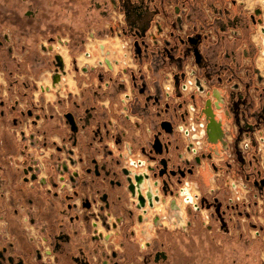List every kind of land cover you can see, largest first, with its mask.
Returning a JSON list of instances; mask_svg holds the SVG:
<instances>
[{"label":"flooded vegetation","instance_id":"obj_1","mask_svg":"<svg viewBox=\"0 0 264 264\" xmlns=\"http://www.w3.org/2000/svg\"><path fill=\"white\" fill-rule=\"evenodd\" d=\"M260 15L259 7L247 10L244 0H0V25L8 27L0 37V45L4 42L11 44L18 32L27 38L45 35L43 38L48 44L43 42L41 47L53 52L45 63L52 67V81L54 75L58 78L53 85L56 88L62 87V78L69 72L66 60L55 49V42L63 43L68 56L72 57V71H76L72 79L77 81L74 82V90H69L65 98H59V93L55 92V102L51 105V116L56 118L54 129L60 132L61 143L47 140L41 125L42 118L47 117V112L42 114L44 106L39 107L35 103V110L31 107L25 110L12 104L7 108L0 98V119H9L12 115L15 133L13 129L11 131L18 145L13 158L15 162L9 161L8 167L0 163V213L5 217V225L0 229V264H64L60 251L71 255V263L68 264H142L146 259L149 262L147 250L151 243L141 247L139 230L134 228L136 223L144 220L143 208L136 207L138 199L131 194L128 199L123 198L117 183L122 182L123 168L132 174L136 169L137 173L145 171L149 164L158 172L162 168L159 164L162 157L171 158L168 170H174L176 174L154 177L153 171H149L150 178L144 181L141 189L142 192L153 191L154 187L158 189V195L166 198L164 216L167 218L169 210L173 212V217L176 216L169 204L173 199L179 202V187L185 180L194 182L189 178L196 174L199 167L204 165L206 170L209 164L217 171L224 169L223 175L228 172L227 176L232 170H238L249 189L264 204V145L259 146V139L264 144V63L260 65L257 61L258 55L264 53V19ZM261 23L262 44L253 38L255 27ZM108 37L129 41V60L124 66L113 65L106 56L101 58L100 51L106 47L102 41ZM93 39L99 41L95 44L100 50L98 53H92L87 48L88 42ZM135 42L141 47V52H135ZM155 42L171 49L164 53L163 61H152L150 51L156 46ZM80 46L86 57L94 58L93 63L81 65L82 72L87 74L82 78L78 77L80 67L75 55ZM175 46L180 49V54L174 52ZM195 47L201 55L199 61L192 51ZM189 49L191 52L187 53ZM57 55L61 59H57ZM188 69L196 85L189 91H183L181 85ZM0 71L3 72L1 65ZM176 73L183 74L178 87L175 84ZM167 80H172L174 86L169 93L164 88ZM43 87V91L51 90ZM208 99L222 131L216 140L208 138L210 119L204 112ZM109 112L125 117L135 130L140 131L146 153L131 150L127 154L119 148V121L106 118L105 114ZM67 113L73 116L76 132L65 117ZM26 114L28 118L23 122L22 117ZM190 117L196 122H205L206 137L203 150L188 158L186 154L190 151L179 127L188 124ZM162 121L172 123L173 135L162 128ZM226 122L230 123L228 129L225 128ZM4 125H0V136ZM154 127L161 131L159 137L162 143H168V153L159 155L149 152L146 141L154 140L157 132ZM229 133L232 142L227 140ZM37 146L48 152L42 179L40 168L34 167L31 162L32 151ZM137 155L142 161L138 167L136 164L140 160H134ZM67 157L78 167L77 177L73 180L72 190H59L57 167L62 165L64 168L66 165L68 169ZM215 157L220 161H216ZM221 161L227 166L221 167ZM174 164L180 165L181 169H192V172L186 171L181 176ZM49 166L56 172L55 190L48 180ZM17 170L20 189L15 191L55 196L56 200L65 203L68 219L52 220L44 225L36 216L35 206L14 194L12 184ZM33 173L36 174L35 179L32 178ZM197 177L203 176L199 174ZM163 179L169 187L165 196ZM155 181L159 184L155 185ZM117 193L125 206L126 213L122 215L115 213L118 209L116 202L119 203L115 200ZM221 193L219 188L211 202L220 206V214L226 217L229 209L235 211L242 202L224 204L223 198L228 196V192L223 197ZM253 197L251 192V208L245 209L246 214L239 215V218L246 217L245 222L248 223L255 217L264 216V207L261 213H255L252 204L258 208L259 203ZM126 203L131 206L126 207ZM198 207L200 210L199 203ZM96 208L98 215L94 211ZM191 208L185 207L189 216ZM6 209L17 219L19 229L33 250L32 254L26 253L12 234ZM181 209L178 211L183 224H179L178 220L175 226L188 224L185 222L186 212ZM106 211L116 217L113 222L116 228L112 225L115 233L103 240L101 235L93 234L94 229L106 224ZM16 214L21 218H17ZM26 214L30 219L24 220ZM125 224L128 226L123 241L120 229ZM253 224V228L264 231V224L260 221ZM42 234L47 237L49 256L42 252ZM126 240L137 246V253H127Z\"/></svg>","mask_w":264,"mask_h":264},{"label":"rangeland","instance_id":"obj_2","mask_svg":"<svg viewBox=\"0 0 264 264\" xmlns=\"http://www.w3.org/2000/svg\"><path fill=\"white\" fill-rule=\"evenodd\" d=\"M251 2L250 0H244V5L246 6L247 10L249 11H253L254 9H256L257 7H259L261 9V18H263V7H264V3L262 1L260 2H256L254 5H250ZM261 25H258L257 27H255L256 31L254 32L253 35H255V38L257 39V42L262 44L261 42V36H262V32H261ZM8 27L1 26L0 25V37H2V35L4 34V32L7 30ZM259 35V36H258ZM261 35V36H260ZM45 35H40L38 38H27L22 32H18L12 39L13 42L11 44L5 43L4 45H0V65L2 66V71H0V98L3 99L5 101V104H7V108H9L12 104H14L16 107L19 108H24L25 110L29 107L34 108L35 110V106L34 104L36 103L37 105L40 106H46L45 107V111L42 112V114H44V112L49 113L52 111L51 109V105L55 102V97H56V93H59V98H65L68 96V91L73 89L74 87V81L72 79V72L71 70L73 69L72 64H70V58L68 56V60L66 59V65L69 70L68 74L63 76L62 78V87H53L52 84V67H50V65L48 66L45 61L48 60L49 58L52 57L53 52L52 51H48V50H44L42 49L41 45L44 42L46 45L48 44V42L43 38ZM260 39V40H259ZM3 40V39H2ZM99 41L98 40H91L90 42H88L87 44V48L88 50H92V53H98L100 50L97 49L95 47V44H97ZM120 39L118 37H115V39H112L110 37L104 39L102 41V43L106 44V48H114L116 45H119ZM59 45L58 42H55V46ZM91 45V46H89ZM5 46V47H4ZM58 47H63V46H58ZM65 47V46H64ZM81 46L76 50L75 55L77 57V61L79 65H84L87 62L93 63L94 62V58L93 57H86L85 53L83 51H81ZM83 53V58L82 60L79 59V55ZM106 55L103 51H100V56L101 58ZM111 57V56H110ZM258 63L260 65L263 64L262 61V57L259 54L258 55ZM69 63V64H68ZM68 78H70L68 80ZM48 87L51 90H46L42 93L40 91L41 87ZM43 87V89H44ZM74 90V89H73ZM37 99V100H36ZM37 107V108H39ZM48 109V110H47ZM9 114L11 115V113L9 112ZM12 116V115H11ZM10 118H5V119H0V125H3V123L5 124V127H9L11 129L14 130L13 127V123H12V119ZM27 114L24 115L22 117L23 122L25 120H27ZM90 120V119H89ZM50 120H48L44 125H43V131H50ZM15 133V130H14ZM16 136V135H15ZM49 141V139H47ZM19 143V142H18ZM14 156L15 155H10L7 159L5 158L6 156L4 155H0V163L2 165H5L6 167H8V165L10 164V162H15L14 161ZM227 158V157H226ZM216 161H220L218 157L214 158ZM10 161V162H9ZM221 163V167L227 166V164H225L224 162H219ZM8 164V165H7ZM9 170V169H8ZM10 171H12V169H10ZM224 169H220L219 171H217L216 169H214V167L209 164L207 165L206 171L204 172V174L202 175L203 177L206 175L207 179H203L202 177L198 178V182L201 188V192H202V198L200 201V204L202 207H209L211 208V211L215 212L214 215V219L220 218V220L223 222H227V225L229 226V229H233L232 230V234H236V235H240V233L244 230V226L240 223H242L241 218L244 216H240L238 214V208L235 209V211H232V209H227L228 213L226 214V217H222V215L220 214V206L215 205V202H211L209 200V197L206 195V189L205 184L207 183L208 186L210 185V177L215 176L216 174H219L218 177V181L216 182L215 180H213L211 182V187H217L221 185V194L222 197L227 193V195H230L231 193L234 194L235 197H237L238 195H240V193L238 191H236L234 188H231L230 185V181L231 178H229L228 180H226V176L228 174V172L225 173V175H223ZM55 170L53 167H48V174H49V182L51 183V185L53 186V189L55 190V179H56V175H55ZM18 176H19V171L17 170V172H15V178H13V182L14 184L18 183ZM14 177V176H13ZM226 182V185L224 186ZM238 183L239 182H235ZM207 188V186H206ZM240 191H244V187L242 188L241 185H239V189ZM29 193V192H27ZM23 194V192L18 193V197L23 198V200H28V197L34 200V205L36 208V216L39 218L40 221H42V223L44 225L49 224L50 222H52V220H67L68 219V210L67 207L65 205V203L63 201H59L56 200L55 196L52 195H47V194H43V193H38V192H32L31 194H28L30 196H27ZM45 193V192H44ZM214 196L216 194H213ZM225 199V198H223ZM38 201L41 204H38ZM49 201V203L53 202V206H52V210H46V207H44L45 202ZM252 200H246L245 205H247V209L250 207ZM44 203V205L42 204ZM116 205L122 206V203H117ZM252 205H254L255 207V213H261L260 211H263V208H256L255 204L253 203ZM43 206V210H41ZM259 206H263L264 204H259ZM55 207V208H54ZM246 207V206H245ZM208 208V209H209ZM225 208V205H224ZM55 209V210H53ZM57 209V212H56ZM8 217H9V221H10V227H11V232L12 234H14L16 236V238L20 241V244L22 246V248L25 250L26 253L28 254H32L33 250L32 248L28 245L27 241L25 240V236L23 234V232L19 229L18 223H17V219H15L11 214L10 210L6 209ZM15 213V212H14ZM26 213V212H25ZM27 215V214H26ZM17 218H21V215L16 214ZM257 216V215H255ZM187 217H189L188 213L186 212V219ZM191 217V216H190ZM213 219V220H214ZM197 222L200 223V219L196 218ZM250 221L254 222V223H259V219L258 217H255L254 219H251ZM264 221V219H263ZM240 222V223H239ZM264 223V222H263ZM211 227L214 228V223H211ZM231 227V228H230ZM221 230H224L221 228ZM250 232H252L250 230ZM229 233V232H228ZM230 234V235H232ZM124 245L127 248V253L128 254H133V253H137L138 249L137 246L134 245L133 243H131L130 241L126 240L124 242ZM240 245H242V243L238 244L236 241V238L233 240L232 245H230V248L223 247L221 250L217 251L218 249H216V251L214 250V246H212L211 244L208 243H201L196 245L198 248L199 246L203 249V253H210V263L211 264H215L216 262H223L224 264L227 262L229 264H262L259 255H257V260H253V257H250L247 255V257H245V255H243V251L240 249ZM219 246H221L219 244ZM160 247V252L162 255L165 254L168 257L170 256V248L167 245H159ZM158 247V248H159ZM234 248V250L232 249ZM252 250V249H251ZM253 253H255L256 247H253ZM61 254L63 255L64 258V264H68L71 263V255L70 254H66L63 253L62 251H60ZM213 253V254H212ZM164 255V256H165ZM165 256V258H166ZM147 257V256H146ZM203 258H209L208 256H203ZM250 259V260H249ZM235 260V261H234ZM142 264H149V262L147 261V259L144 261V263Z\"/></svg>","mask_w":264,"mask_h":264},{"label":"crops","instance_id":"obj_3","mask_svg":"<svg viewBox=\"0 0 264 264\" xmlns=\"http://www.w3.org/2000/svg\"><path fill=\"white\" fill-rule=\"evenodd\" d=\"M251 2L250 5H254L256 2H264V0H250ZM264 10V7H263ZM264 18V14H263ZM259 36V35H258ZM253 38L255 39V35H253ZM260 40V39H259ZM262 40V39H261ZM255 41H257L255 39ZM91 46V45H89ZM262 57V61L264 63V55L260 53ZM79 59L82 60L83 53H81L79 56ZM69 58L71 60V55H69ZM258 61V58H257ZM70 64H72L70 62ZM80 67V72L78 77H84L87 74L82 72L81 65ZM72 76L75 77L76 71L71 70ZM74 82H77L76 79H74ZM40 92H44L43 90ZM37 100V99H36ZM46 107V106H45ZM48 110V109H47ZM48 112V111H47ZM108 114V113H106ZM106 118H116L119 121V129H118V134H117V139H118V145L119 148L124 151V153H129L131 150L133 152H143V149L145 147L142 137L139 136L140 131L135 130L133 126L127 121L125 117L121 116H116L115 114L109 112L108 115H106ZM50 120V131H46L45 135L47 139L51 142H57L61 143V137H60V132L56 131L54 128L56 126V118L51 116V113H47L46 118H42L41 120V125H43ZM230 127V123L226 122L225 123V128L228 129ZM232 135L229 133L227 134V140L232 142ZM247 139V138H245ZM18 149V145L16 144V141H14V136L11 131V128L5 127L2 131V134L0 136V155L6 156L5 158L7 159L10 155H14L16 153V150ZM186 156L188 158H191L192 154L187 153ZM196 171V174L194 176H191L189 179H192L194 182V190L196 193L199 194V205H200V210H195L194 207L191 208L192 212L190 213V216L185 219L186 223H190L189 225H180V226H175L173 224H165L160 228H156L152 232V237L149 241L151 243V246L147 250V253H149V264H211L210 261V253H203V249L199 246V248L196 246L201 243H208L214 246V250L218 249L217 251L221 250L223 247L230 248V245H232L233 240L236 238V241L238 244L242 243L240 245V249L243 251V255L245 257L250 256L253 257V260H257V255H259V258L264 264V241L263 238L260 236H256V234L253 232V227L255 224L253 222H245L242 221V225L244 226V230L240 233V235H236L235 233L232 234V230L229 229V226L225 223V221H221L220 218L214 219L215 212L211 211V208L209 207H202L200 204L201 198H202V192L201 188L198 182V175L201 174L203 175L206 170H204V165L199 167ZM203 178V177H202ZM231 178V181L233 184L242 186L244 187V191H241L242 198L244 201L240 203L236 208H238V214H246V208L247 205H245L246 200L250 198L251 192L254 194V199L257 198V201L259 204H263V201L259 198L256 197L257 195L255 192L251 191L248 187V184L244 180L243 176L238 173V170L234 169L232 172L226 177V180ZM204 180L207 179V176L205 175ZM210 185L205 184V189H206V195L209 197V200L211 201L213 194L217 193L220 187H211V182L215 180L216 182L218 181L217 174L213 177H210ZM20 180L18 181L17 184H12V188H14V194L16 197H18V191H15V189L19 188ZM235 182H239L235 183ZM226 185V182L224 186ZM207 186V188H206ZM20 189V188H19ZM214 190V191H213ZM8 192V190H6ZM27 192H23V194L26 195ZM28 194H31L30 192L27 193V196H30ZM28 203L34 205V200L28 197ZM38 204H41L38 201ZM44 205V203H42ZM258 204V205H259ZM53 202L45 204L44 207H46V210H52ZM130 203H126V207H130ZM246 206V207H245ZM260 209L263 208V206H258ZM55 208V207H54ZM209 208V209H208ZM43 210V206L41 208ZM55 210V209H53ZM115 213L117 214H125V206H120L118 209H116ZM206 212L209 213L210 218L208 221L203 220V214ZM186 217V214H185ZM222 217H224L222 215ZM196 218L200 219V223L197 222ZM214 219V220H213ZM259 221L264 224L263 219L264 216H259L258 217ZM211 223H214V228L211 227ZM128 224H125L123 228L120 229V237L123 239L125 236L126 232V227ZM133 225H131L130 228H132ZM140 223H136L134 225V228L138 231L141 228ZM224 229V230H221ZM231 228V227H230ZM250 230L252 232H250ZM229 232V233H228ZM232 234V235H230ZM124 241V239H123ZM219 244L221 246H219ZM159 245H167L170 248V256H166L165 254H161L160 252V247ZM159 247V248H158ZM253 247H256V252L253 253ZM234 250V248H232ZM252 249V250H251ZM213 254V253H212ZM166 258H165V256ZM203 256H208L209 258H203ZM250 260V259H249ZM235 261V260H234ZM215 264H224L223 262H216ZM226 264V263H225ZM227 264H229L227 262Z\"/></svg>","mask_w":264,"mask_h":264},{"label":"built area","instance_id":"obj_4","mask_svg":"<svg viewBox=\"0 0 264 264\" xmlns=\"http://www.w3.org/2000/svg\"><path fill=\"white\" fill-rule=\"evenodd\" d=\"M63 43H59V45L55 46V49L58 53V46H62ZM120 46H115L114 48H106L104 47V50L102 49L107 57L111 61L113 65H119V66H124L127 61L129 60V41L127 39H120L119 42ZM109 55L111 57H109ZM103 56V57H104ZM102 57V58H103ZM188 74L186 79L182 82L181 88L183 91H189L193 87H195L196 82L195 78L192 75V72L190 69L187 70ZM173 81L172 80H167L164 84V88L166 92H172L173 90ZM205 122H196L192 120L190 117L189 123L188 124H183V126H180V132L184 137V140L186 142V146H189V151L192 155L197 154L198 152L203 150V141L205 140L206 134H205ZM259 139V146L264 145L262 141ZM33 155L31 156V162L33 163L34 167L40 168V179L44 177L43 171H44V159L47 157V151L43 147H36L33 151ZM134 160H141L140 156H134ZM67 166L68 169H64L62 165L58 166V182H59V190H72L73 188V183L75 178L77 177V171L78 167L76 164H72L70 162V157H67ZM134 163V161H132ZM137 170V169H136ZM134 170L132 174L134 175L136 172ZM140 170H145V169H140ZM142 171H139L140 173ZM231 188H234L236 191L240 193L237 197L234 196V194H230L227 197H225L224 204H235L239 202H243L244 199L242 198L241 191L238 190L239 187L232 182H230L229 185ZM143 195L146 197V190H144ZM153 195L159 194L158 189L156 187L153 188L152 191ZM171 198V197H170ZM199 194L196 193L194 190V183L190 180H185L184 183L179 187V204L182 206V211L184 213L186 212L185 207L186 206H192L194 209L199 210L198 207V201H199ZM153 206H149L146 204V206L142 209L143 211V216L144 220L140 223L141 228L139 229L138 233V241L141 244V247L146 246L149 244V241L152 237V232L153 230L158 227L162 226L165 224H174V219L177 220L176 216L172 217V220L168 219L167 217L164 216L165 210H166V204L163 202L162 198L160 197L159 200L153 199ZM95 213L98 215V209H94ZM175 211V210H174ZM158 218V221L155 222V219ZM203 220L208 221L210 218V215L208 212L203 214ZM30 219V216L27 215L24 217V220ZM116 220V217L109 211L105 212V221L106 224L104 226H101L100 228L94 229V234L93 235H101L103 240H105L106 237L109 235H112L115 233V229H113L112 225L113 222ZM242 221H246V217L241 218ZM5 225V217L0 213V229ZM253 232L256 234V236H260L263 238L264 241V231L261 232L259 228H253ZM42 244H43V249L42 252L44 255L49 256L50 254V247L47 246V237L42 234Z\"/></svg>","mask_w":264,"mask_h":264},{"label":"water","instance_id":"obj_5","mask_svg":"<svg viewBox=\"0 0 264 264\" xmlns=\"http://www.w3.org/2000/svg\"><path fill=\"white\" fill-rule=\"evenodd\" d=\"M264 31V29H263ZM156 46L153 47L152 51H150V54L152 55V61L154 60H162L163 61V55L164 53H167L169 51H171V49H168L166 47H163V46H160L158 45L157 42H155ZM135 52L138 53V52H141V47L139 46V44L137 42H135ZM148 47V45H147ZM146 47V52L148 51ZM175 50L174 52H179V54L181 53L180 49L178 48V46H175L174 47ZM173 49V48H172ZM193 53L195 54L196 58H197V61L200 60L201 58V55L197 49V47H195L193 50ZM191 50H187V53H190ZM148 57V54L147 56ZM56 58L58 59H61V56L60 55H57ZM62 66V65H61ZM183 74H178L176 73L175 74V84H176V87H178V82H179V78L182 77ZM58 81V78H56V76L54 75L53 77V85L56 84V82ZM204 112L206 113L207 115V118L210 119V122L208 124V138L209 140H216L219 136V134L222 133V131L220 130V124L218 122L215 121V115L212 111V106H211V100L208 99L207 100V103H206V107L204 108ZM29 114L31 113V111L28 112ZM65 117L68 119V121L71 123V129L73 131H77V127L75 125V121L73 120V116L71 113H67L65 114ZM161 126L162 128L165 129L166 132H168L169 134L173 135V129H172V123L170 121H162L161 122ZM155 130H157V127H154ZM161 131H158L156 132V134L154 135V140L153 141H149L147 140L146 141V144L150 147V150L149 152L152 153L153 151L156 153V154H159V155H162L164 152L165 153H168L169 151V148L167 146L168 143H162L159 135H160ZM179 148V146L177 147V149ZM187 149H190L189 146L187 147ZM146 146L144 147L143 149V153H146ZM177 153V156H180V154L178 152ZM168 160H171V158H165V157H162L160 160H159V164L162 165V168L159 169V171H155V167L152 166V165H147V169L145 171H142L140 173H135L132 177V174H130V171L127 169V168H123L122 169V182H119L117 183L120 191H119V194L121 196H123V198H129V195L131 194L132 196L134 197H137L138 199V203L136 204V207L141 209V208H144L145 205H146V197L142 194V189H141V185L144 183V181L146 179H149L150 178V174H149V171H153V176L156 177V176H160V177H163L164 175H174L176 174V171L174 170H168ZM117 163H120V161H118ZM139 165H142V161L140 160L138 162V164H136V166L138 167ZM173 166H177L178 167V173L181 175V176H184L186 174V171L188 172H192V169H189V170H185V169H181L180 168V165H176L174 164ZM64 168L66 169V165H64ZM29 169H32V167H29ZM25 173H28V169H25L24 170ZM126 176H125V175ZM32 178L35 179L36 178V174L33 173L32 174ZM155 185H158V181H155L154 182ZM168 182L163 179V185H162V191H163V194L164 196L167 194L168 192ZM136 192H137V196H136ZM119 194L117 193L116 194V201H119L122 202V199L119 197ZM146 196H147V200H148V204L150 206H153L154 202H153V199L155 200H159L160 199V196L158 194L156 195H153L152 191L151 190H148L146 192ZM121 200V201H120ZM163 202H166V198L163 197ZM124 202V201H123ZM109 206V204L107 205ZM169 208L172 209V210H175V215H176V218L177 220H173L174 223H177L178 220H181L182 217L179 213L178 210L181 209V206L178 205L176 203V199H173L170 204H169ZM168 219L172 220V217H168ZM118 221H121L120 219H118ZM158 221V218L155 219V222ZM113 227L116 228V223L113 224Z\"/></svg>","mask_w":264,"mask_h":264},{"label":"bare ground","instance_id":"obj_6","mask_svg":"<svg viewBox=\"0 0 264 264\" xmlns=\"http://www.w3.org/2000/svg\"><path fill=\"white\" fill-rule=\"evenodd\" d=\"M264 3V2H263ZM263 14H264V10H263ZM261 36V35H260ZM261 38H262V36H261ZM256 39V38H255ZM257 40V39H256ZM55 51V50H54ZM58 51L61 53V55L64 57V59L66 60L67 58H68V53H67V51H66V47H59L58 48ZM263 55H264V53H262ZM109 57H110V55H109ZM68 60V59H67ZM69 64V63H68ZM70 78H68V80H69ZM167 216L168 217H173L174 216V214H173V212L172 211H168V213H167ZM183 224V221L182 220H179V224Z\"/></svg>","mask_w":264,"mask_h":264},{"label":"trees","instance_id":"obj_7","mask_svg":"<svg viewBox=\"0 0 264 264\" xmlns=\"http://www.w3.org/2000/svg\"><path fill=\"white\" fill-rule=\"evenodd\" d=\"M81 49H82V47H81Z\"/></svg>","mask_w":264,"mask_h":264}]
</instances>
